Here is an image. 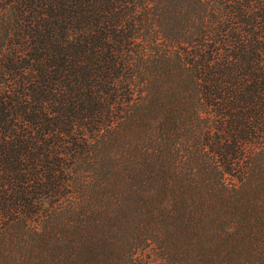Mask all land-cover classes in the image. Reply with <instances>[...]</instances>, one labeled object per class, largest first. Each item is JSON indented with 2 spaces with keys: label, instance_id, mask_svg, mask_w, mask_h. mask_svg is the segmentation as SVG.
Returning <instances> with one entry per match:
<instances>
[{
  "label": "trees",
  "instance_id": "obj_1",
  "mask_svg": "<svg viewBox=\"0 0 264 264\" xmlns=\"http://www.w3.org/2000/svg\"><path fill=\"white\" fill-rule=\"evenodd\" d=\"M0 264H264V0H0Z\"/></svg>",
  "mask_w": 264,
  "mask_h": 264
},
{
  "label": "rangeland",
  "instance_id": "obj_2",
  "mask_svg": "<svg viewBox=\"0 0 264 264\" xmlns=\"http://www.w3.org/2000/svg\"><path fill=\"white\" fill-rule=\"evenodd\" d=\"M139 249V248H137ZM147 256H148V261H155L157 259H159V256L158 255H155L153 252L151 251H147Z\"/></svg>",
  "mask_w": 264,
  "mask_h": 264
}]
</instances>
